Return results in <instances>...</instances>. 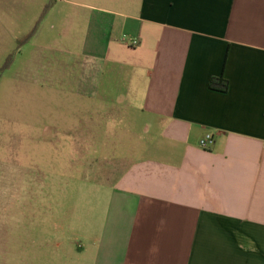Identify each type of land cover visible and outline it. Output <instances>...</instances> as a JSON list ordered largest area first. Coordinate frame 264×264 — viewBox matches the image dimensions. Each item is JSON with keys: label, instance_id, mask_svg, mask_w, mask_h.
Wrapping results in <instances>:
<instances>
[{"label": "crops", "instance_id": "0c3cea01", "mask_svg": "<svg viewBox=\"0 0 264 264\" xmlns=\"http://www.w3.org/2000/svg\"><path fill=\"white\" fill-rule=\"evenodd\" d=\"M47 21L33 66L75 70L61 131L99 177L76 206L35 194L17 260L264 264V0H55Z\"/></svg>", "mask_w": 264, "mask_h": 264}, {"label": "rangeland", "instance_id": "374dc122", "mask_svg": "<svg viewBox=\"0 0 264 264\" xmlns=\"http://www.w3.org/2000/svg\"><path fill=\"white\" fill-rule=\"evenodd\" d=\"M53 3L0 0V174L7 170L8 176L17 179L15 187L10 178L5 180L12 190L0 202V264H31L29 255L17 260L15 240L19 224L27 227L29 235L25 216L35 194L37 202L45 199V186L40 184H49L47 204L61 203L63 189V206H76L82 180L92 184L99 177L92 173L100 166L92 159L82 166L77 151L66 147L61 131L67 117L77 124L76 115L83 110L77 93L84 87L75 78V70L58 66L51 78L50 73L43 69L36 72L33 66L34 60L45 57L51 39L45 27ZM107 119L102 118V124ZM52 126L56 128L50 129ZM72 137L75 139L76 133H71ZM65 167L70 181L61 182L56 176L60 178Z\"/></svg>", "mask_w": 264, "mask_h": 264}, {"label": "flooded vegetation", "instance_id": "af4514ba", "mask_svg": "<svg viewBox=\"0 0 264 264\" xmlns=\"http://www.w3.org/2000/svg\"><path fill=\"white\" fill-rule=\"evenodd\" d=\"M9 178H10V182L13 181V186L15 187L14 183L17 182L16 177L8 176L7 170H3V172L0 174V194H1L0 202H1L2 196H4V199L7 198L9 196L10 191L12 190V186H10V185L7 186L6 183H5V180H7ZM48 185H49L48 183H47V185H45V182L43 184H40V186H42V187L45 186L44 187L45 190L42 192L43 193V197L45 198V199H43L44 200L43 204H47L48 195H47V190L46 189L49 187ZM18 191L20 192V189ZM33 203H34V199H33ZM2 207H3V205H2ZM25 217L29 221L30 220V212H28L27 216H25Z\"/></svg>", "mask_w": 264, "mask_h": 264}, {"label": "trees", "instance_id": "16d2710c", "mask_svg": "<svg viewBox=\"0 0 264 264\" xmlns=\"http://www.w3.org/2000/svg\"><path fill=\"white\" fill-rule=\"evenodd\" d=\"M210 89L222 93H227L229 90V81L226 80L223 76L214 77L210 81Z\"/></svg>", "mask_w": 264, "mask_h": 264}, {"label": "built area", "instance_id": "2783aa9c", "mask_svg": "<svg viewBox=\"0 0 264 264\" xmlns=\"http://www.w3.org/2000/svg\"><path fill=\"white\" fill-rule=\"evenodd\" d=\"M138 41L137 40H131L130 44L132 46H138ZM215 144V136L213 134H208L206 135L201 141H200V146L203 149H209Z\"/></svg>", "mask_w": 264, "mask_h": 264}]
</instances>
